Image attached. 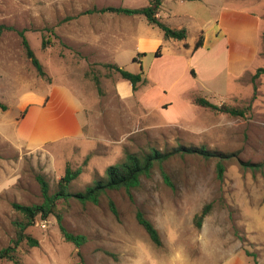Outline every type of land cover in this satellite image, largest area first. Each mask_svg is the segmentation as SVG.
Here are the masks:
<instances>
[{"label":"rangeland","instance_id":"rangeland-1","mask_svg":"<svg viewBox=\"0 0 264 264\" xmlns=\"http://www.w3.org/2000/svg\"><path fill=\"white\" fill-rule=\"evenodd\" d=\"M143 2L0 0V25L24 31L47 76L36 74L15 31L0 35V104L4 106L0 132L14 139L15 124L25 110L19 97L35 90L42 93L51 85H64L74 94L82 106L77 117L84 125L80 140H62L34 152L16 150L0 138V250L13 248L19 264H264V74L252 83L256 70L264 66V0L184 1L174 23L161 20L170 28L183 26L188 44L200 26L207 47L212 27L227 41L224 53L198 57L212 65L200 74L201 93L193 92L173 106L156 99L150 105L136 98L123 102L116 86L121 78L104 64H116L130 73H138L141 65L144 73L162 84L176 80L175 85L185 86L188 80L181 69L172 77L167 70L173 54H184V42L168 40L162 47L165 60L149 53L141 57L136 40L124 37L128 29L146 26L161 32L143 16L84 13L105 7L135 9ZM42 40L47 41L45 48ZM160 54L161 49L156 55ZM133 58L141 63H133ZM93 77L98 78L99 91ZM197 96L216 105H250V112L245 118L215 114L195 106ZM181 147L204 148L218 157L205 160L174 154L162 165L170 184L155 166L137 188L108 191L97 205L80 204L75 198L57 201L63 227L85 237L79 248L62 237L51 215L44 219L45 228L37 216L24 230L37 246L18 240L14 223L24 222V217L12 204L30 207L43 202L37 176L45 179L52 195L66 168L80 169L68 187L75 194L103 180L105 169L122 162L126 153L142 155L150 149L170 153ZM220 156L228 159L218 180ZM246 163L255 166L250 169ZM207 204H211L209 213L195 228L193 219ZM136 211L157 229L160 247L137 224ZM0 264L14 263L1 260Z\"/></svg>","mask_w":264,"mask_h":264},{"label":"trees","instance_id":"trees-1","mask_svg":"<svg viewBox=\"0 0 264 264\" xmlns=\"http://www.w3.org/2000/svg\"><path fill=\"white\" fill-rule=\"evenodd\" d=\"M164 0H149L146 6L128 9V8H116V7H105L101 9H89L84 11L86 14L90 13H117L127 16H143L149 26L159 29L165 40L173 41H184L186 39V31L184 29L176 30L172 29L163 23L156 15L159 11V8ZM185 1H195V0H185ZM6 31H15L20 39L21 46L24 50L25 57L29 60L31 66L34 68L36 74L41 78H47L45 71L43 70L42 65L35 57L33 51L31 50L28 41L24 35V31H16L11 26L0 25V35ZM262 42L264 44V34L262 36ZM47 41L42 40L41 47L45 48ZM202 46V36H199L198 40L194 44V50H197ZM105 67L114 70L120 78L124 81H127L131 84L132 90L135 91L138 84L145 83V79L142 78L141 73L133 74L130 73L116 64H104ZM264 74V66L258 68L255 74L252 76V83H255V80L261 75ZM94 85L99 91V81L97 77H93ZM254 86V90H255ZM193 104L197 107L208 109L215 114H223L232 118H245L250 112V105L241 106V107H231L224 104L216 105L211 103L209 100L202 96H197L193 98ZM0 108L4 109V106L0 104ZM174 154L183 155H196L205 160L211 158H216L215 154L206 151L204 148H185L181 147L180 149L174 152H160L156 149H150L148 153L137 155L126 153L124 160L120 163H117L112 166H108L104 172V179L100 181H94L91 185L86 187L83 192L72 194L68 191V187L73 180L81 173L80 169L71 170L66 168L64 175L57 182V190L54 194H49V187L47 182L42 176H37L38 183L40 185L41 196L43 202L40 205L34 206H23L13 203L12 208L19 212L24 217V222L14 223L17 227V238L19 241L25 240L26 243L31 246H37V241L32 239L29 235L24 233V230L35 220L37 216L41 219H46L50 215L56 218L59 231L62 237L67 241L76 246V248L81 247L85 243V237L83 235H74L68 232L62 225V216L57 211V201L63 200L66 201L69 198H75L76 201L80 204L91 203L97 205L101 196L105 195L108 191H118L125 190L130 192L132 189L137 188L140 185L141 178L149 177L151 171L155 166L160 170L161 176L164 181L168 184V176L162 168V165L165 161L170 159ZM228 159L227 156H220L217 159L216 163V178L221 180L224 174L225 166L224 162ZM248 168L253 169L249 163L245 164ZM259 168V167H258ZM111 210L114 216L117 218L118 214L115 210L112 202H110ZM211 204L205 205L201 212L196 215L193 219V224L195 228L201 226L203 218L209 213ZM135 220L137 224L144 230L150 242L155 247L161 246V239L157 229L153 224L144 216L141 211H136ZM110 255L109 253H105ZM111 256V255H110ZM6 260L14 264H19L15 259L13 254V248L7 247L0 250V261Z\"/></svg>","mask_w":264,"mask_h":264},{"label":"crops","instance_id":"crops-1","mask_svg":"<svg viewBox=\"0 0 264 264\" xmlns=\"http://www.w3.org/2000/svg\"><path fill=\"white\" fill-rule=\"evenodd\" d=\"M148 1L149 0H145L143 4H140L141 6H136L135 8L146 6ZM184 1L185 0H164L156 16L160 20L165 19L169 23H172L171 20L173 21L178 17V6L184 4ZM197 1L199 2L202 0H195V2ZM262 18L264 19V17ZM172 29L185 30L181 25L175 26ZM199 36H202V46L194 50V44ZM210 36L211 42L209 43V47H207L208 39L200 26L191 44L184 42L186 39L184 41H178L181 43L184 42V54H173L171 57V65L167 70H169V73H172V77L173 74L175 75L178 68L181 69L179 73L186 75L188 80L185 86L175 85L174 83H177L176 80L170 85L162 84L153 79L150 74L144 73L140 65L138 73H141L142 78L145 79V82L147 81L148 84L146 86L145 83L138 84L137 87L143 85L141 87L142 89L139 91L138 95L133 96L132 92H136L137 88L133 91L129 82H124L120 79L116 86L118 95L122 101H134L136 98L140 104L150 105L156 99L155 102L159 101V103H161L165 101L173 106L189 99L188 96L193 92L201 93L200 86H198L200 85V74L205 68L209 69L212 65L207 62H200L198 57L201 56L200 54L214 57L217 53L221 54V52L224 53L227 51V41L225 38H222L221 32H217L216 28L212 27ZM124 37H132V39L136 40L135 48L137 49V53L142 55L141 57L149 53L153 54L155 59H166L162 47L164 44H169V42L163 38L162 32L148 29L145 26L140 29L137 28L135 31L128 29ZM124 37L123 40L125 39ZM95 42L96 41H92V44ZM110 42L113 43L112 40ZM111 43L108 44L109 48H106L107 50H110ZM160 49L161 54L158 56L156 53ZM202 57L205 58L206 56ZM140 61V58H133L132 60L133 63L136 62L138 64L141 63ZM224 68L225 62L218 69L221 71ZM214 70L215 68L212 69L213 75L217 73ZM147 86L149 88L146 89L145 87ZM207 92L210 94L214 93L211 89L207 90ZM19 101L20 108H25V110L21 119L17 120L15 124L14 139L0 132V138L16 150H20L21 147L30 152H34L42 149V147L51 146L62 140L70 139L78 141L83 137L84 125L80 124L77 117L81 112L82 106L69 88L64 85H51L47 91L44 90L42 93H36V90L28 92L20 96ZM1 187L2 181L0 179V189Z\"/></svg>","mask_w":264,"mask_h":264},{"label":"built area","instance_id":"built-area-1","mask_svg":"<svg viewBox=\"0 0 264 264\" xmlns=\"http://www.w3.org/2000/svg\"><path fill=\"white\" fill-rule=\"evenodd\" d=\"M39 224L41 225V227L45 228L47 226V221H39Z\"/></svg>","mask_w":264,"mask_h":264},{"label":"bare ground","instance_id":"bare-ground-1","mask_svg":"<svg viewBox=\"0 0 264 264\" xmlns=\"http://www.w3.org/2000/svg\"><path fill=\"white\" fill-rule=\"evenodd\" d=\"M203 261V260H202Z\"/></svg>","mask_w":264,"mask_h":264}]
</instances>
